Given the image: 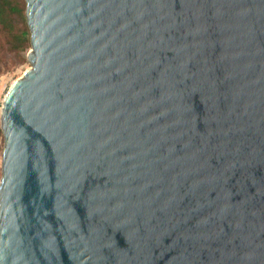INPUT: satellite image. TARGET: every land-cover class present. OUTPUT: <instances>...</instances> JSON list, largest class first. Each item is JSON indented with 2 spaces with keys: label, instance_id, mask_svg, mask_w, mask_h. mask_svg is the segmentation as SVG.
I'll return each instance as SVG.
<instances>
[{
  "label": "water",
  "instance_id": "water-1",
  "mask_svg": "<svg viewBox=\"0 0 264 264\" xmlns=\"http://www.w3.org/2000/svg\"><path fill=\"white\" fill-rule=\"evenodd\" d=\"M24 1L0 264H264V0Z\"/></svg>",
  "mask_w": 264,
  "mask_h": 264
},
{
  "label": "trees",
  "instance_id": "trees-1",
  "mask_svg": "<svg viewBox=\"0 0 264 264\" xmlns=\"http://www.w3.org/2000/svg\"><path fill=\"white\" fill-rule=\"evenodd\" d=\"M0 35L6 38L9 53L23 59L26 57L30 44L24 0H0ZM2 144L3 137L0 129V156Z\"/></svg>",
  "mask_w": 264,
  "mask_h": 264
},
{
  "label": "rangeland",
  "instance_id": "rangeland-1",
  "mask_svg": "<svg viewBox=\"0 0 264 264\" xmlns=\"http://www.w3.org/2000/svg\"><path fill=\"white\" fill-rule=\"evenodd\" d=\"M29 68L30 64L26 57L23 59L18 55L9 53L6 38L0 35V106L10 85Z\"/></svg>",
  "mask_w": 264,
  "mask_h": 264
}]
</instances>
